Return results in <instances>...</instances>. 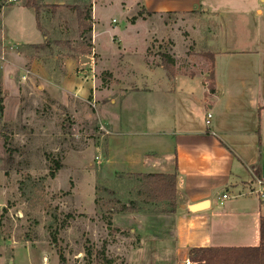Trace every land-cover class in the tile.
Returning <instances> with one entry per match:
<instances>
[{
	"label": "rangeland",
	"instance_id": "rangeland-1",
	"mask_svg": "<svg viewBox=\"0 0 264 264\" xmlns=\"http://www.w3.org/2000/svg\"><path fill=\"white\" fill-rule=\"evenodd\" d=\"M70 3L73 6L64 9L41 8L48 49L14 48L0 32V264H172L166 236L157 241L148 232L141 234L144 222L135 215L139 213L123 209L133 197L132 184L104 160L111 125L100 114V103L118 94L111 92L113 77L103 59L108 38L112 29L124 25L137 34L129 41L138 52H131L132 57L144 56L153 68L162 62L160 54L167 53L175 56L177 72L191 75L209 70L210 52L222 46L231 29L230 14L241 27L250 25L252 14L240 15L235 7L240 0H218L219 7L231 5V12L213 3L133 22L142 7L132 6L130 0H96L97 31L102 34L96 77L103 93L102 99L83 100L64 92L60 83L66 75L64 60L91 51L88 39H78L77 15L71 7H88L91 16L92 0ZM9 4L6 1L3 8ZM6 12L14 33L28 39L38 36L33 13L16 3ZM39 70L44 75H37ZM76 79L89 81L86 76ZM157 227H169V222ZM142 235L150 239L144 242Z\"/></svg>",
	"mask_w": 264,
	"mask_h": 264
},
{
	"label": "crops",
	"instance_id": "crops-1",
	"mask_svg": "<svg viewBox=\"0 0 264 264\" xmlns=\"http://www.w3.org/2000/svg\"><path fill=\"white\" fill-rule=\"evenodd\" d=\"M36 1L40 6V23L42 7L73 6L71 0ZM130 1L145 12L164 14L195 11L202 5H217L218 0ZM16 4L33 13L30 17L38 36L28 39L14 33L6 19L7 8L13 6L10 3L2 9L0 18L5 42L14 48L49 42L48 35H43L42 24L41 29L37 26L34 9L28 8L23 0ZM239 4L235 7L240 15L244 11L252 14L250 25H236V18L230 14L231 29L222 46L210 52L209 70L191 75L177 72L176 62L169 66L160 58L162 62L152 68L144 56L132 57L131 52L135 55L138 52L129 41L137 34L124 29V25L116 26L117 31L112 29L103 59L106 71L113 77L111 92L118 94L109 103L103 102L96 77V54H102L98 43L102 34L97 31V20L91 32L83 36L76 21L78 39H88L91 52L64 60L66 75L60 89L83 100L93 96L102 99L100 114L111 125L107 131L106 165L115 173L126 175H176L175 213H134L144 222L141 234L148 232L157 241L166 236L168 240L164 241L171 248L172 264L186 263L195 248H249L261 243L264 0H240ZM230 7L227 3L218 9L231 12ZM37 75L44 74L39 70ZM77 75L86 76L89 81L80 82ZM258 164L260 179L254 173ZM224 195L228 197L224 199ZM191 206H197L198 210L191 211ZM165 222H169V227H157ZM143 237L144 242L150 239Z\"/></svg>",
	"mask_w": 264,
	"mask_h": 264
},
{
	"label": "trees",
	"instance_id": "trees-1",
	"mask_svg": "<svg viewBox=\"0 0 264 264\" xmlns=\"http://www.w3.org/2000/svg\"><path fill=\"white\" fill-rule=\"evenodd\" d=\"M6 0H0V18L2 8ZM28 8L34 9L36 14L37 26L41 29L39 16L40 6L36 0H28L26 3ZM76 11L79 30L81 36L91 32L92 24L88 7H71ZM155 13L145 12L142 9L133 19L135 22L139 18L152 16ZM57 44H62L57 42ZM30 48L44 50L49 48V43L45 42L41 45H32ZM81 51L80 54L90 53ZM160 57L164 64L174 66L175 61L167 54L162 53ZM210 78L213 75L210 74ZM212 88V85H210ZM2 83L0 81V112L4 110V97L2 96ZM91 99V98H89ZM61 165L56 162V170ZM258 179L261 178V166L257 165L254 171ZM54 177L55 173H51ZM126 179L132 184L130 193L133 194L129 204L125 205L124 210L131 213H160L173 214L176 212V175L165 174H127ZM151 208V209H150ZM261 243L258 247L249 248H195L190 251L189 260L196 264H264V219L260 223ZM101 256V254L99 255ZM110 264V261H107Z\"/></svg>",
	"mask_w": 264,
	"mask_h": 264
},
{
	"label": "built area",
	"instance_id": "built-area-1",
	"mask_svg": "<svg viewBox=\"0 0 264 264\" xmlns=\"http://www.w3.org/2000/svg\"><path fill=\"white\" fill-rule=\"evenodd\" d=\"M7 3H18V0H6ZM92 6H91V24L93 27H95V21L97 20V16H96V0H92ZM113 23H116V20H113ZM95 97V96H93ZM208 117L210 118L211 115L209 114ZM261 184V183H260ZM259 194L262 195L261 192H259ZM228 196L227 195H224L223 198L226 199ZM185 264H193L191 263L189 260H186V263Z\"/></svg>",
	"mask_w": 264,
	"mask_h": 264
},
{
	"label": "water",
	"instance_id": "water-1",
	"mask_svg": "<svg viewBox=\"0 0 264 264\" xmlns=\"http://www.w3.org/2000/svg\"><path fill=\"white\" fill-rule=\"evenodd\" d=\"M190 210H191V211H196V210H198V207H197V206H191V207H190Z\"/></svg>",
	"mask_w": 264,
	"mask_h": 264
}]
</instances>
